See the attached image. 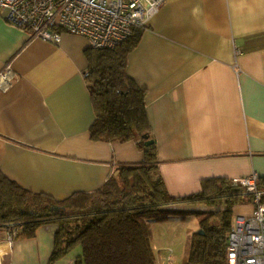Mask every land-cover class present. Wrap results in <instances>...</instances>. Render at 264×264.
Returning <instances> with one entry per match:
<instances>
[{"label": "crops", "instance_id": "crops-1", "mask_svg": "<svg viewBox=\"0 0 264 264\" xmlns=\"http://www.w3.org/2000/svg\"><path fill=\"white\" fill-rule=\"evenodd\" d=\"M137 30L127 74L146 90L170 194L199 193L215 177L256 172L264 180V0H166ZM61 33L58 44L34 37L0 11V74L8 73L0 82V175L58 200L97 190L117 167L144 159L134 141L92 139L91 46ZM57 230L47 224L13 243L0 231V264H50ZM62 259L53 264L77 260Z\"/></svg>", "mask_w": 264, "mask_h": 264}, {"label": "trees", "instance_id": "trees-1", "mask_svg": "<svg viewBox=\"0 0 264 264\" xmlns=\"http://www.w3.org/2000/svg\"><path fill=\"white\" fill-rule=\"evenodd\" d=\"M142 33L136 29L114 48L86 51V79L96 111L91 137L105 142L134 141L143 150L142 163L119 166L101 188L77 191L62 200L32 192L0 175V231L18 228L16 238H32L40 227L57 225L50 264L78 243L83 252L75 264H158L151 221L179 215L201 218V232L193 233L186 264L228 263L235 206L252 202L253 194L224 177L204 180L199 193L170 194L159 169L146 90L127 74L128 56ZM150 140L154 142L147 145ZM259 187L264 190V180ZM199 202L209 207H183Z\"/></svg>", "mask_w": 264, "mask_h": 264}, {"label": "built area", "instance_id": "built-area-1", "mask_svg": "<svg viewBox=\"0 0 264 264\" xmlns=\"http://www.w3.org/2000/svg\"><path fill=\"white\" fill-rule=\"evenodd\" d=\"M166 0H0L6 20L32 36L60 43L62 31L88 39L93 48H114L145 29ZM8 73L1 72L0 82ZM260 176L233 179L253 194V210L238 215L228 238L227 264H264V190ZM18 228L7 230L13 243Z\"/></svg>", "mask_w": 264, "mask_h": 264}, {"label": "rangeland", "instance_id": "rangeland-1", "mask_svg": "<svg viewBox=\"0 0 264 264\" xmlns=\"http://www.w3.org/2000/svg\"><path fill=\"white\" fill-rule=\"evenodd\" d=\"M244 205L243 211L236 210L235 217L239 214H246L247 210L252 209L253 204ZM184 208H206L203 202L190 204V206H183ZM214 208V206H212ZM200 216L188 215L183 218L182 216H174L170 220L151 221L153 228L152 248L156 254L158 264H186V260L190 253L192 236L194 232L200 230ZM83 252V247L80 243L74 245L70 251L61 256V261L69 257L73 259L78 258ZM59 258V259H60ZM60 261V262H61Z\"/></svg>", "mask_w": 264, "mask_h": 264}, {"label": "water", "instance_id": "water-1", "mask_svg": "<svg viewBox=\"0 0 264 264\" xmlns=\"http://www.w3.org/2000/svg\"><path fill=\"white\" fill-rule=\"evenodd\" d=\"M153 142H154L153 140H150V141L147 142V145H150V144H152ZM199 232H201V230H200Z\"/></svg>", "mask_w": 264, "mask_h": 264}]
</instances>
